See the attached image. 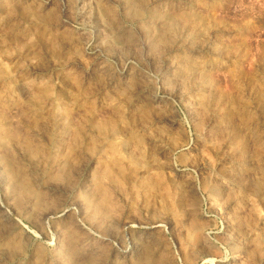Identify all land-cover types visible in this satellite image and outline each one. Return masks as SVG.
<instances>
[{"label":"rangeland","instance_id":"374dc122","mask_svg":"<svg viewBox=\"0 0 264 264\" xmlns=\"http://www.w3.org/2000/svg\"><path fill=\"white\" fill-rule=\"evenodd\" d=\"M0 211V264H264V0H0Z\"/></svg>","mask_w":264,"mask_h":264},{"label":"bare ground","instance_id":"6f19581e","mask_svg":"<svg viewBox=\"0 0 264 264\" xmlns=\"http://www.w3.org/2000/svg\"><path fill=\"white\" fill-rule=\"evenodd\" d=\"M7 218L6 214L3 211H0V224H3L5 222V219ZM9 218V217H8ZM134 245V244H133ZM132 245V246H133ZM122 254V253H121ZM122 256V255H121ZM123 257V256H122Z\"/></svg>","mask_w":264,"mask_h":264}]
</instances>
